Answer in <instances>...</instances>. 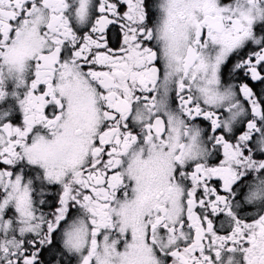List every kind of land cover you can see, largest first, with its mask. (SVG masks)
<instances>
[{"label": "snow or ice", "instance_id": "obj_1", "mask_svg": "<svg viewBox=\"0 0 264 264\" xmlns=\"http://www.w3.org/2000/svg\"><path fill=\"white\" fill-rule=\"evenodd\" d=\"M0 264H264V0H0Z\"/></svg>", "mask_w": 264, "mask_h": 264}]
</instances>
